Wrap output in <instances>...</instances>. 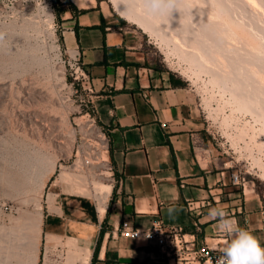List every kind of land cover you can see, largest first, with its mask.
<instances>
[{"label": "rangeland", "instance_id": "1", "mask_svg": "<svg viewBox=\"0 0 264 264\" xmlns=\"http://www.w3.org/2000/svg\"><path fill=\"white\" fill-rule=\"evenodd\" d=\"M96 2L141 32L154 62L194 93L215 149L234 161L247 195L264 202V0H182L170 21L138 8L147 28L121 17L111 0ZM79 10L73 0H0V264L35 263L44 213L61 196L97 204L96 193L115 188L97 94L64 38ZM193 257L169 258L200 264Z\"/></svg>", "mask_w": 264, "mask_h": 264}, {"label": "crops", "instance_id": "2", "mask_svg": "<svg viewBox=\"0 0 264 264\" xmlns=\"http://www.w3.org/2000/svg\"><path fill=\"white\" fill-rule=\"evenodd\" d=\"M72 18L75 49L97 94L96 117L109 133L116 184L104 215L84 196L63 195L57 210L48 206L34 264H80L82 245L90 248L89 264H171L157 241L121 235L123 220L135 228L162 220L167 229L181 228L191 247L216 246L225 235L208 211L224 205L264 245V202L232 183L234 161L215 149L194 93L172 84L149 41L127 23L97 5Z\"/></svg>", "mask_w": 264, "mask_h": 264}, {"label": "clouds", "instance_id": "3", "mask_svg": "<svg viewBox=\"0 0 264 264\" xmlns=\"http://www.w3.org/2000/svg\"><path fill=\"white\" fill-rule=\"evenodd\" d=\"M182 0H115L121 13L135 14L141 8L144 15L152 18L171 20L174 10H178ZM6 34L0 32V42ZM169 214L175 211L169 208ZM208 216L218 221L217 229L225 234V242L217 251L220 255L214 264H264V245L249 229L240 227L237 220L226 211V205L212 207ZM209 264H213L209 261Z\"/></svg>", "mask_w": 264, "mask_h": 264}, {"label": "built area", "instance_id": "4", "mask_svg": "<svg viewBox=\"0 0 264 264\" xmlns=\"http://www.w3.org/2000/svg\"><path fill=\"white\" fill-rule=\"evenodd\" d=\"M104 135H106L105 132ZM231 181L235 185L244 187V190L246 189V180L239 175L238 171L232 173ZM188 207L190 211L195 212L198 210V208L195 207L194 201H189ZM235 215L236 214L233 213L231 217L236 219ZM120 233L129 238L155 240L158 242L163 252L169 257H180L183 253L193 254L194 257L192 259L200 264H209V261H212L214 264L215 259L220 255L217 250L224 245L218 242L216 246L204 244L199 248L194 246L189 248V244L194 242H190L186 239L187 234L184 233L181 228L167 229L162 220L154 222L151 228H135L130 224L129 220H123L120 227ZM218 234L225 235L220 231H218ZM219 237L221 236H217V238Z\"/></svg>", "mask_w": 264, "mask_h": 264}, {"label": "bare ground", "instance_id": "5", "mask_svg": "<svg viewBox=\"0 0 264 264\" xmlns=\"http://www.w3.org/2000/svg\"><path fill=\"white\" fill-rule=\"evenodd\" d=\"M75 2V4H77L79 7L84 8V7H93L95 5H97L96 0H73ZM112 4L115 8V10L121 15V17H123L124 19H126L127 21L133 23V25H136L140 28H147L145 26L142 25L141 20L137 17L136 14H132V13H121V11L116 7L115 4V0H111ZM66 30H65V42L67 44V47L71 49V52L73 54H76L75 51V44H74V33H73V23L69 22L66 24ZM78 52V51H77ZM105 165V164H103ZM35 172V171H34ZM111 190H113V185H106L105 186V190H103L102 193L97 194L96 193V201L98 204V209H99V213L101 215H104L105 212H107L108 210V205H107V197L110 195ZM109 200V199H108ZM91 256V251L90 248L87 245H83V248L81 250V255H80V264H89V258ZM91 259V258H90Z\"/></svg>", "mask_w": 264, "mask_h": 264}, {"label": "trees", "instance_id": "6", "mask_svg": "<svg viewBox=\"0 0 264 264\" xmlns=\"http://www.w3.org/2000/svg\"><path fill=\"white\" fill-rule=\"evenodd\" d=\"M69 1V0H68ZM176 75L175 74H171V80H172V84L173 85H176V86H184L183 82L182 81H178L176 79Z\"/></svg>", "mask_w": 264, "mask_h": 264}]
</instances>
